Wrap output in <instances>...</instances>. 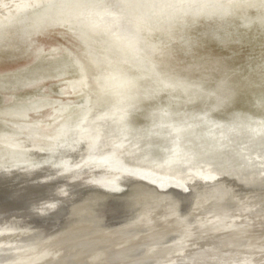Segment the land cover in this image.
<instances>
[{
    "label": "bare ground",
    "instance_id": "1",
    "mask_svg": "<svg viewBox=\"0 0 264 264\" xmlns=\"http://www.w3.org/2000/svg\"><path fill=\"white\" fill-rule=\"evenodd\" d=\"M43 1L44 4L49 3L45 0H0V6L5 5L0 8V36L7 34L10 14L15 12L18 4L25 8L29 3L37 2L40 7ZM82 1L86 3L88 0H65L63 3L74 5ZM113 1L129 5V8L124 6L126 14L122 13L124 8L122 11L120 8L114 10L115 6L108 12L105 11L107 8L103 11L93 1L92 5L86 3L79 13L74 14L76 23L67 27L82 43L81 52L87 61L100 69L95 82L109 99L121 92L107 89L105 78L112 72H120L112 70L120 63H130L138 71L137 75L120 72L131 79L130 87L137 86L139 75L147 80L152 77L158 79L150 54L158 43L154 44L142 36L139 22L144 23L143 18L149 16L160 21V16L170 20L177 19L179 15L149 11L150 5L169 4L176 0ZM206 2L213 6L207 14L224 21L226 10H230L233 3L242 9L243 4L254 9H259L255 3L264 4V0ZM216 7L222 10L218 11ZM1 14L5 16L2 18ZM238 16L242 20L245 17L244 25L254 20L264 25V15L259 17L255 14L254 18L238 13ZM41 17L42 14L38 19ZM54 19L50 21L53 23ZM111 19L117 20V27L127 25L132 30L130 37L136 40L134 48L123 42L120 35L108 34L107 37L104 31L114 27ZM20 27L17 32L20 38L40 29ZM97 28L104 37L91 42V35ZM97 102L100 103L99 100ZM252 120L254 118H248L249 122ZM254 125L255 130L249 132L260 138H249L248 135L243 139L237 138L230 129L212 127L208 128L212 130V140L208 137L196 144L192 139L186 143L181 135L179 137V132H175L177 137L172 140L174 136L170 135L172 139H167L168 144H160L154 154L145 153L144 148L148 147L138 145L129 137V132L106 126L102 128L106 135L118 138L124 145L122 149L131 148L133 158L130 162L121 160L122 157L116 158L118 161L110 170L99 168L97 171H93L91 166L89 169L83 166L80 164L82 161L74 167L70 160H57L44 169L39 166L27 169L29 167L26 166L22 170H0V264H264V178L260 186L250 183L257 179V169L264 168V134L258 133ZM20 127L29 131L31 126ZM86 127L77 126L72 132L60 133L65 138L59 143H66L68 134L76 139L80 135L83 138L86 131L92 129ZM190 132L192 129L188 128L182 138L190 136ZM97 141L98 145L105 143V139ZM85 143L81 140L80 147L83 148ZM5 144L13 149L19 146L30 150L40 148L36 141L27 144L9 141ZM225 147L231 149L230 157L222 156ZM67 149L61 145L50 152V157L56 152L65 153ZM101 152L102 156L113 153L109 146ZM25 159L20 155L17 159L0 156L1 162Z\"/></svg>",
    "mask_w": 264,
    "mask_h": 264
},
{
    "label": "rangeland",
    "instance_id": "2",
    "mask_svg": "<svg viewBox=\"0 0 264 264\" xmlns=\"http://www.w3.org/2000/svg\"><path fill=\"white\" fill-rule=\"evenodd\" d=\"M45 1L50 4H44V1L40 3V7L43 4L44 8L47 7L43 8L42 13L37 2L29 3L25 8L18 4L15 14H10L12 17L6 27L7 34L0 36V156H14L17 159L20 155L26 158L21 162L0 161V164L6 163L0 170H22L26 166L29 167L27 169L38 166L44 169L51 167L57 160H70L74 167L82 161L80 164L88 169L91 166L93 171H97L99 168L110 170L121 157L127 158L121 160L130 162L133 158L131 148L124 147V152V145L118 138L114 139L103 132L102 128L106 126L129 132V137L135 139L138 145L148 147L144 148L147 154L156 153L158 146L168 144L167 139H172V136L174 140L178 134L175 132H179V137L181 135L186 143L192 139L196 144L200 139L206 140L209 137L212 140V130H208L212 127L230 129L237 138L243 139L247 135L249 138H260L249 132L255 130L256 124L257 132L264 134V25L255 20L244 25L245 17L243 20L238 18V13L254 18L255 14L262 17L263 3L254 4L255 7L259 5V9L250 8L246 4H243L242 9L233 3L230 10H226L225 21L216 15H208V12L201 15L179 14L177 19L175 17L170 20L160 16V21L152 16L143 18L144 23L139 22L142 36L154 44L158 43L150 52L158 79L152 77L147 80L139 75L137 86L129 87L109 99L100 92L102 90H99L95 82L101 73L100 69L87 61L86 55L82 53V43L67 27L68 24L76 23L74 16L86 3L92 5L94 1L95 5L103 8L101 10L107 8L106 12L114 6V10L120 8L122 11L124 6L129 8V5L119 0L118 3L111 0L112 4L110 0H88L86 3L75 2L74 5L63 3L65 0ZM2 6L5 5L0 8ZM125 10L127 8L122 13ZM38 12L42 14L41 19H38L39 15H36L37 18L33 16ZM1 15L2 18L5 16ZM51 19L55 21L52 23ZM111 22L114 27L104 31L107 37L108 34L120 35L123 42H128L132 30L127 25L117 27V20ZM20 26L28 30L40 29L20 38L17 34ZM97 29L91 35V42L104 37L103 32ZM129 65L120 63L112 70L137 75L136 68ZM250 117L254 120L249 122ZM256 119L263 121L261 123ZM25 124L31 126L30 132L20 127ZM77 126L92 129L86 131L83 138L78 135L76 139L68 134L66 143H59L60 139L65 138L60 133L72 132ZM188 128L192 129L189 134L192 138H182ZM96 138L105 139V143L98 145ZM7 139L24 144L36 141L40 148L33 147L30 150L19 146L13 149L5 144L9 142ZM81 140L86 141L82 145L84 149L79 145ZM59 145L67 146L69 150L53 153L54 156L50 157V152L60 148ZM105 146L111 147V155L102 156L101 150ZM120 148L123 150L122 155H119L122 151ZM229 152L231 149L225 147L221 153L223 157H230ZM257 172V179L250 183L260 186L263 183L264 168L259 171L257 169Z\"/></svg>",
    "mask_w": 264,
    "mask_h": 264
},
{
    "label": "clouds",
    "instance_id": "3",
    "mask_svg": "<svg viewBox=\"0 0 264 264\" xmlns=\"http://www.w3.org/2000/svg\"><path fill=\"white\" fill-rule=\"evenodd\" d=\"M213 6L206 0H176L169 4H153L149 6V11L160 14H184V15H201ZM216 10H222L216 7ZM130 47H135L136 40L134 37H128ZM107 89L120 93L131 86V79L120 72H112L105 78Z\"/></svg>",
    "mask_w": 264,
    "mask_h": 264
}]
</instances>
